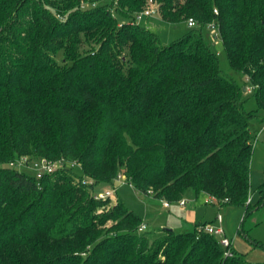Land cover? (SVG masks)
Instances as JSON below:
<instances>
[{"label":"trees","instance_id":"1","mask_svg":"<svg viewBox=\"0 0 264 264\" xmlns=\"http://www.w3.org/2000/svg\"><path fill=\"white\" fill-rule=\"evenodd\" d=\"M153 1L171 24H197L163 44L137 22L150 0H0V264H250L233 246L226 255L206 223L140 230L117 194L94 196L124 173L161 201L192 192L247 213L264 205L263 187L247 202L264 0ZM212 23L257 108L221 68L204 33ZM23 155L81 166L37 178L9 165Z\"/></svg>","mask_w":264,"mask_h":264},{"label":"rangeland","instance_id":"2","mask_svg":"<svg viewBox=\"0 0 264 264\" xmlns=\"http://www.w3.org/2000/svg\"><path fill=\"white\" fill-rule=\"evenodd\" d=\"M152 5L158 8L156 1L149 2L147 8ZM137 22L157 33L163 44H171L172 42H174L185 32L186 27L184 25L187 24L188 26V22L179 25L171 24L170 22L164 20L158 12L149 16L145 15L141 19H137ZM204 33L207 39L211 41L212 48L216 52H218L221 68L223 69L224 73L235 77L239 83L245 84V87L247 88L244 103L245 108L247 110H253L257 108V102L254 96L252 84L247 80L244 73L235 70L231 66L228 54L219 34L215 30L211 29L210 26H206L204 28ZM62 57V53H59L57 55V59L59 61L62 60ZM250 125L253 133L254 143L250 170V193L252 196H255V199H258L261 196L260 189L262 187L264 188L263 110H259V117L254 118L251 121ZM30 157L35 158L33 156ZM18 169L27 173H33L29 168ZM109 188H112L111 185L101 183L95 188L94 191L102 192ZM116 194L124 200L128 208L134 210L140 215V217H142L144 223L147 224L148 230L153 232L158 231L162 227H165V224L172 222L173 220L179 221L182 218L181 215H184L182 214V209L177 204L179 200L175 202H171L168 200L160 201L159 199L155 200L151 195H146L138 191L128 182H116L115 193L113 196H115ZM207 195L208 194H205L204 197H201V202L198 206H203L204 212L206 210H209L208 216H210V218L216 214V211L219 212L218 209H220V212L225 219L224 227L226 230V235L229 238L235 239L236 244L233 245V247L238 246L240 250H243L250 264H264V246H256L254 244V239L259 240L264 244V205L257 209L254 208V210L250 209L248 213L245 207L235 204H226L223 207L216 209V207L208 205L205 202L207 199ZM191 198V200L194 199L193 197ZM191 200L188 199V202H190ZM163 201H168L171 204V207L168 208L170 205L164 206ZM162 204L166 208H164ZM190 204H188L186 208L189 209L190 207L188 206H190ZM244 217L245 224L243 223V226L247 235L240 231V226ZM187 229H184L185 231L181 232H187Z\"/></svg>","mask_w":264,"mask_h":264},{"label":"built area","instance_id":"3","mask_svg":"<svg viewBox=\"0 0 264 264\" xmlns=\"http://www.w3.org/2000/svg\"><path fill=\"white\" fill-rule=\"evenodd\" d=\"M154 2L153 0H151ZM158 12V8L155 6H150L149 8H146L139 12L137 14V19H141L143 16L147 15H152L154 13ZM217 12V10H216ZM197 24V21L193 18H190L188 20V26L192 27ZM211 29L217 31V26L212 23L210 24ZM10 166L17 167V168H29L32 170L33 174L37 178H42L47 174H51L55 172L58 168H62L64 166H70V167H75V166H81V164L75 160L70 161V160H65V159H59V160H50L45 157H40V158H31L30 156H21L15 160H12L9 163ZM117 180L124 183L127 182V177L125 174L119 173L117 176ZM84 182H87L86 180ZM89 183V182H88ZM115 189L114 188H109L106 189L102 192H94V196L96 199H102L106 198L107 196L114 195ZM252 201V195L249 196L247 202ZM207 204H216L218 203V198L215 195H207V199L205 201ZM179 203L181 205H184L186 203V199L182 198L179 200ZM164 206H169L170 203L168 201H163ZM223 221L224 217L221 213H218L216 217V224L209 223L204 226L205 230L217 235L220 239V243L226 248L225 249V254L226 255H232V246H233V240L232 238H229L226 235L225 228L223 226ZM147 228L146 223H142L140 226V230H145Z\"/></svg>","mask_w":264,"mask_h":264},{"label":"crops","instance_id":"4","mask_svg":"<svg viewBox=\"0 0 264 264\" xmlns=\"http://www.w3.org/2000/svg\"><path fill=\"white\" fill-rule=\"evenodd\" d=\"M204 195H205V193H201L198 196H196L192 192H189L187 195H185V197H184L185 199L188 198L189 200H191L192 199L191 197H193L194 199L191 200L190 202H188V199H186V203L184 205H181L179 202H177V204L182 209V214H184V215H181L182 218L179 221L173 220L172 222L165 224V227H170V228L174 229L175 231L181 232V231H185L184 229H187V228H188L187 231H192L194 229L196 223H206V224L214 223V224H216L217 223L216 217H217L218 213H221L220 209H218L219 212L216 211V214L210 218V216H208L209 210H206L204 212L203 206H198L199 203L201 202V197L202 196L204 197ZM187 196H189V197H187ZM155 200H157V199H155ZM255 200H257V199H255V196H252V202H254ZM188 204H190V206H188V207H190L189 209L186 208ZM208 205H212V206L216 207V209L220 208L216 204H208ZM162 206H163V204H162ZM170 207H171V204L168 208H170ZM164 208H166V207H164ZM178 218H180V217H178ZM224 221H225V219H224ZM224 221H223V226H224ZM177 222H178V225H177ZM225 232H226V230H225ZM232 240H233V245H235L236 244L235 239L232 238ZM234 248H236L237 250L239 249L238 246H234ZM239 251L245 253L243 250L239 249Z\"/></svg>","mask_w":264,"mask_h":264},{"label":"water","instance_id":"5","mask_svg":"<svg viewBox=\"0 0 264 264\" xmlns=\"http://www.w3.org/2000/svg\"><path fill=\"white\" fill-rule=\"evenodd\" d=\"M264 203V202H263Z\"/></svg>","mask_w":264,"mask_h":264}]
</instances>
